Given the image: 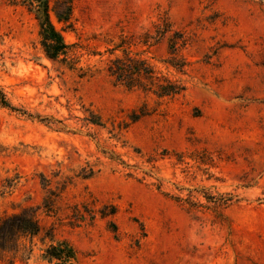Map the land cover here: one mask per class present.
<instances>
[{
    "label": "rangeland",
    "instance_id": "1",
    "mask_svg": "<svg viewBox=\"0 0 264 264\" xmlns=\"http://www.w3.org/2000/svg\"><path fill=\"white\" fill-rule=\"evenodd\" d=\"M23 1L0 0V213L42 231L0 264H45V233L81 264H264V0H72L50 18L74 70ZM116 58L153 80L119 83Z\"/></svg>",
    "mask_w": 264,
    "mask_h": 264
},
{
    "label": "trees",
    "instance_id": "2",
    "mask_svg": "<svg viewBox=\"0 0 264 264\" xmlns=\"http://www.w3.org/2000/svg\"><path fill=\"white\" fill-rule=\"evenodd\" d=\"M51 0H24L23 3L27 10L32 13L38 25V33L40 37V45L43 53L52 61L66 64L69 69H76L73 44H69L59 29H57L50 18V11H53L57 22L68 27L71 25L72 16V0H54L53 6L50 5ZM135 66H127L128 64L120 58L113 60V68H109L108 72L115 80L132 87L140 86L136 82V77H142L147 80H153V72L141 60L134 61ZM139 64V65H138ZM81 76L87 74L82 68H78ZM142 88V86H140ZM183 90L182 86H177L170 80H163V83L157 82L153 93L158 97H171L179 94ZM0 103L10 109L11 106L3 94L0 93ZM135 120V118H133ZM99 124L97 120L94 122ZM209 201L217 203L213 198ZM114 211L110 212L113 214ZM42 227L38 222L36 211L32 207L24 208L20 211L11 213H0V255L10 256V263L16 258L23 260L22 254L26 251V246L22 242L25 237L32 238L40 234ZM50 240L41 253V260L45 264H81L77 256L76 250L66 241H55L52 234H44ZM31 252L32 248H28ZM41 264V263H40Z\"/></svg>",
    "mask_w": 264,
    "mask_h": 264
}]
</instances>
